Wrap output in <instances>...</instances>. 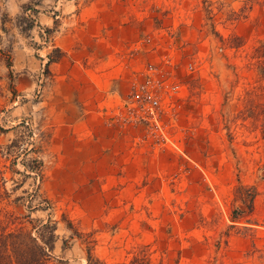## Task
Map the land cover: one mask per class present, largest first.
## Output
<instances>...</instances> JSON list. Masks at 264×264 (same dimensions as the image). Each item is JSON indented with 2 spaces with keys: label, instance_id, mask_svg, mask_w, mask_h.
I'll return each instance as SVG.
<instances>
[{
  "label": "rangeland",
  "instance_id": "rangeland-1",
  "mask_svg": "<svg viewBox=\"0 0 264 264\" xmlns=\"http://www.w3.org/2000/svg\"><path fill=\"white\" fill-rule=\"evenodd\" d=\"M57 1L0 0V223L53 227L48 264H85L87 251L106 264H264V0L97 2L122 15L107 34L127 76L110 139L77 138L57 116L48 64L74 13ZM149 63L182 86L158 127L126 115Z\"/></svg>",
  "mask_w": 264,
  "mask_h": 264
},
{
  "label": "crops",
  "instance_id": "crops-1",
  "mask_svg": "<svg viewBox=\"0 0 264 264\" xmlns=\"http://www.w3.org/2000/svg\"><path fill=\"white\" fill-rule=\"evenodd\" d=\"M99 1L93 0L80 10H75L77 6L71 0L57 1L54 7L61 10L67 8V14L74 11L60 20L61 29L53 36V46L59 49L61 55L48 67L53 76L57 116L77 138L88 134L97 136L103 132L104 138L106 135L111 138L110 124L105 118L115 109L120 97L114 93L113 87L121 86L122 81L127 80L120 52L109 41L115 36L107 35L108 31H114L108 29L110 22L119 27L122 15H118L116 22L113 12L109 17V8L102 7L96 11ZM41 16L46 25L54 24L52 12L39 13V20ZM40 23L43 24L42 21ZM89 41L95 47L89 46ZM47 60L42 55V66Z\"/></svg>",
  "mask_w": 264,
  "mask_h": 264
},
{
  "label": "trees",
  "instance_id": "trees-1",
  "mask_svg": "<svg viewBox=\"0 0 264 264\" xmlns=\"http://www.w3.org/2000/svg\"><path fill=\"white\" fill-rule=\"evenodd\" d=\"M257 67L260 79L264 80V41L255 48ZM52 59L49 57V61ZM0 183V200L2 192L6 193ZM3 188V190L1 189ZM0 222H3L0 220ZM10 218L5 225L0 223V264H48L50 250L54 242V228L48 224H42L37 228V235L24 225L9 227ZM85 264H106L87 251Z\"/></svg>",
  "mask_w": 264,
  "mask_h": 264
},
{
  "label": "built area",
  "instance_id": "built-area-1",
  "mask_svg": "<svg viewBox=\"0 0 264 264\" xmlns=\"http://www.w3.org/2000/svg\"><path fill=\"white\" fill-rule=\"evenodd\" d=\"M159 68L154 63H149L145 67L144 80L134 85L129 93V102L125 104L127 117L138 119L139 117L143 118L142 116L145 115L157 127L159 126L157 121L159 112L170 106L182 90L181 83L174 78L172 79L167 73L165 77H161Z\"/></svg>",
  "mask_w": 264,
  "mask_h": 264
}]
</instances>
